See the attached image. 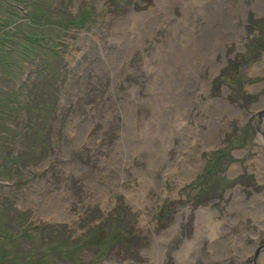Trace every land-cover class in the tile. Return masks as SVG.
Returning a JSON list of instances; mask_svg holds the SVG:
<instances>
[{
    "label": "rangeland",
    "instance_id": "rangeland-1",
    "mask_svg": "<svg viewBox=\"0 0 264 264\" xmlns=\"http://www.w3.org/2000/svg\"><path fill=\"white\" fill-rule=\"evenodd\" d=\"M40 1L0 264H264V0Z\"/></svg>",
    "mask_w": 264,
    "mask_h": 264
},
{
    "label": "trees",
    "instance_id": "trees-1",
    "mask_svg": "<svg viewBox=\"0 0 264 264\" xmlns=\"http://www.w3.org/2000/svg\"><path fill=\"white\" fill-rule=\"evenodd\" d=\"M51 9V3L44 4L40 0H0V79L5 78L8 82H12V85L15 80L19 81L17 86H11V95H6V97L3 95L4 89L0 83V177L5 176L3 170L6 165H12L17 161V156L13 155V149L18 143L16 137L19 138V127H8L9 135H1L2 130L7 126L6 119L12 114H22L24 110L30 113V109H32L30 103L26 105L27 102L18 94L22 86L29 82L30 75L24 77V70L58 56L53 46L57 39L48 32V26L52 23L46 25L45 22L53 21L57 28L63 30L67 21L64 17L55 16L53 18L49 15ZM72 23L76 24L77 22L73 21ZM262 26H264L263 23ZM14 119L19 122V117L14 116ZM4 139L9 141L11 147L7 152L2 146ZM208 162L209 167L206 173H211L213 172L211 168L214 162L213 157ZM89 239L88 232L80 242L88 244ZM96 241L98 242V240ZM81 244L70 245V249L67 248L65 253L76 251L78 246H83ZM67 264L83 263L77 260L75 263L67 262ZM90 264H95V261Z\"/></svg>",
    "mask_w": 264,
    "mask_h": 264
},
{
    "label": "bare ground",
    "instance_id": "bare-ground-1",
    "mask_svg": "<svg viewBox=\"0 0 264 264\" xmlns=\"http://www.w3.org/2000/svg\"><path fill=\"white\" fill-rule=\"evenodd\" d=\"M210 1V4H209V6H212V3H213V0L211 1V0H209ZM208 6V5H207ZM197 46V45H196ZM201 46V45H200ZM199 47V46H198ZM196 48V47H195ZM202 48V47H201ZM206 49V48H205ZM200 50V49H199ZM196 51V50H195ZM202 51V50H201ZM203 54H205V51L203 52ZM179 58V57H178ZM177 61H178V59H177Z\"/></svg>",
    "mask_w": 264,
    "mask_h": 264
}]
</instances>
